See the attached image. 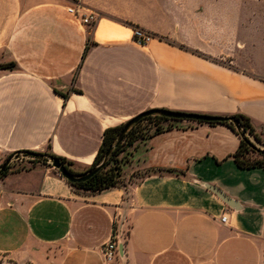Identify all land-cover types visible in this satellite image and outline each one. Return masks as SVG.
<instances>
[{
  "label": "crops",
  "instance_id": "1",
  "mask_svg": "<svg viewBox=\"0 0 264 264\" xmlns=\"http://www.w3.org/2000/svg\"><path fill=\"white\" fill-rule=\"evenodd\" d=\"M133 28L151 40L136 43ZM10 62L0 166L49 147L84 174L105 129L151 109L243 114L264 148V0H0V65ZM238 144L225 125L178 123L126 148L124 183L97 193L47 162L11 167L0 264H264V168H238Z\"/></svg>",
  "mask_w": 264,
  "mask_h": 264
},
{
  "label": "trees",
  "instance_id": "2",
  "mask_svg": "<svg viewBox=\"0 0 264 264\" xmlns=\"http://www.w3.org/2000/svg\"><path fill=\"white\" fill-rule=\"evenodd\" d=\"M159 39H162V38L159 37ZM87 50H88V47L85 46L83 49V52H82V59L85 56V53ZM14 67H15V63L10 62L7 64L0 65V70H6V69L12 70ZM62 97H63V99H65L66 95H62ZM162 110H164V109L147 110L145 112L150 111L152 113L142 117L140 120L149 119L150 117H154L158 120H170V119H167V118L160 116L159 114L156 113L157 111H162ZM153 114H156V115L152 116ZM228 117L232 121H225L222 123H217V122H197V123H205L208 125L222 124V125H225L226 127H228L236 135H238V137H239L238 147L234 151V153L231 154V156H230L238 168H240V169L264 168V152L263 151L261 152V158H258L256 160L249 161L247 158H245L246 157L245 154H247L248 151H254V152L259 153V151L255 149L253 144L247 138L240 136L238 133V129H241L242 131H248L249 134L253 135V137L257 141H259L258 136L256 135V133L254 132V130L251 126L250 119L247 116H245L243 114H239V113L230 115ZM138 122H136V123H138ZM233 122L237 123V128L235 127ZM124 124H121V125L115 126V127H110V128H107L103 131L102 140H101V143L98 147V150L94 156L92 164L84 173L90 171L91 169H93L94 167H96L97 165H99L102 162L103 157L108 152V150H110L111 145L115 141L116 137L119 135ZM166 129H169V127ZM166 129H162V130H166ZM132 130H133V127L131 126L130 128H128V130L125 133L126 136L130 135V138L127 142L126 148L130 147L137 139L144 138L148 135H153V134H156V133H159L160 131H162L161 129L156 127L155 130L149 134H146V135L136 134L138 136L134 135L131 137V131ZM126 148H124L122 151H119V144H116L114 149H112V151L109 152L110 156L107 159V161L87 180L82 181V182H76V183H70L68 181H66V182L69 185L73 186L77 190H80L83 192H89V193H97V192H100L104 189H108L111 187H118L119 185L117 186L116 185L117 182L115 181V174H113L112 171H106V170L103 171V169L112 161L111 157L116 156L119 153L121 154ZM48 149H49V147H47V149L44 152H34V151H27V150L17 151V152H14V153L8 155L6 160H5V162L7 163V166L5 169L0 170V177L5 176L8 172V170L11 168V166L8 163V161L10 160V157L13 154H17L20 152L28 154V155L33 156V157H43L44 156V157H47L50 159H58L61 162V164L64 165V167L66 168V170L68 171V173L70 175H73V176L77 175V174H74L68 168V166L70 165L69 162H67L63 158H60V157H57V156L51 154L48 151ZM44 163H45V161L43 162V164ZM120 169H121V167L119 168L118 173H117V179L118 180L120 179ZM14 171H18V170H14ZM79 175H81V174H79Z\"/></svg>",
  "mask_w": 264,
  "mask_h": 264
},
{
  "label": "rangeland",
  "instance_id": "3",
  "mask_svg": "<svg viewBox=\"0 0 264 264\" xmlns=\"http://www.w3.org/2000/svg\"><path fill=\"white\" fill-rule=\"evenodd\" d=\"M154 115H156V114H153L152 116H154ZM178 123L194 124L197 122L180 121V120H158L154 117H150L149 119L140 120L138 123L132 125L133 130L131 131V137L136 135V134H139V135L149 134V133L153 132L156 127L161 129V130L166 129L168 127L170 128V127H172ZM238 133L240 136L247 138L253 144L255 149L258 150L260 153L259 154V153L254 152V151H248L247 154H245V156H246L245 158H247L249 161H253V160H256L258 158H261V152L262 151L264 152V148L261 144L260 139H259V141H257L253 137V135L248 133V131H242L241 129H238ZM136 136H138V135H136ZM117 138H118V136L116 137L115 141L111 145L109 152H111L112 149H114L116 144H119V151H122L124 148H126L127 142L130 138V135L126 136L124 134V136L122 137V139L119 142H117ZM109 156H110V153L108 154V158H109ZM104 157H103L102 161L104 160ZM111 158H112V161L103 169V171L104 170L112 171L113 174H115V181L117 182L116 185L120 186L124 182L122 179H119V180L117 179V173H118V170H119L121 164L125 162L126 155H122L120 157V153H119L116 156H113ZM44 161L47 162V164L51 167L50 158H47L44 156L43 157H33V156L28 155V154L20 152L17 154H13L10 157V160L8 162H9V165L13 168V170H22V169L30 168V166L35 165V164H42ZM53 170L55 172H57L54 168H53ZM4 260H5L4 258L0 257V262H2ZM6 261H8V259H6Z\"/></svg>",
  "mask_w": 264,
  "mask_h": 264
},
{
  "label": "water",
  "instance_id": "4",
  "mask_svg": "<svg viewBox=\"0 0 264 264\" xmlns=\"http://www.w3.org/2000/svg\"><path fill=\"white\" fill-rule=\"evenodd\" d=\"M151 113L152 112H150V111L142 112V113L134 116L133 118H131L129 121H127L124 124L122 130L120 131V133L118 135L117 142H119L122 139L125 132L127 131V129L130 126L134 125L142 117H144L148 114H151ZM156 113L159 114L160 116H163V117L170 119V120L192 121V122H217V123H222L225 121H232L228 116H213V115L187 113V112L170 111V110L157 111ZM233 124L237 128V123L233 122ZM109 151L110 150H108V152L105 154L104 160L99 165H97L96 167H94L90 171H88L84 174H81V175H77V176L70 175L68 173V171L66 170V168L64 167V165H62L58 159H50L51 160L50 165L66 181H68L70 183L82 182V181L87 180L90 176H92L107 161ZM6 166H7V163L4 162L1 165L0 170L5 169ZM207 188L211 192H213L218 198H220L226 205H228L230 207H236L235 203L232 200H230L229 198H227L226 196H224L220 192V190H218L217 188H215L213 186H207Z\"/></svg>",
  "mask_w": 264,
  "mask_h": 264
},
{
  "label": "built area",
  "instance_id": "5",
  "mask_svg": "<svg viewBox=\"0 0 264 264\" xmlns=\"http://www.w3.org/2000/svg\"><path fill=\"white\" fill-rule=\"evenodd\" d=\"M69 13H72L73 10L72 9H68ZM80 20L85 23L88 24L90 27L93 26V24L96 21V17L93 14H89L88 16H84L82 15L80 17ZM132 37L134 39V41L138 44L144 45L146 44L149 40H151L152 35H150L149 33L144 32L141 29L138 28H133L132 29ZM221 222L224 223L226 220V217L223 216L221 217ZM118 251V247L115 244V242H113L112 240L108 241L105 245L104 248L102 249V254L104 256V258L106 260H110L113 257V253Z\"/></svg>",
  "mask_w": 264,
  "mask_h": 264
}]
</instances>
